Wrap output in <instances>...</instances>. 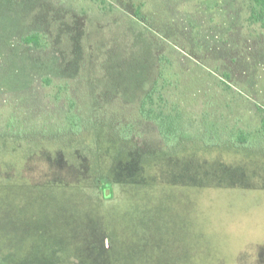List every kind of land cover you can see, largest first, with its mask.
<instances>
[{
	"label": "rangeland",
	"instance_id": "1",
	"mask_svg": "<svg viewBox=\"0 0 264 264\" xmlns=\"http://www.w3.org/2000/svg\"><path fill=\"white\" fill-rule=\"evenodd\" d=\"M250 8L0 0V264H264V28ZM148 90L178 128L167 146L139 114ZM239 129L254 144L232 147Z\"/></svg>",
	"mask_w": 264,
	"mask_h": 264
},
{
	"label": "trees",
	"instance_id": "2",
	"mask_svg": "<svg viewBox=\"0 0 264 264\" xmlns=\"http://www.w3.org/2000/svg\"><path fill=\"white\" fill-rule=\"evenodd\" d=\"M251 2V8H250V18L254 22H258L261 27L264 28V0H250ZM23 42L26 44H34L36 46H40L41 41L39 40V34L38 33H31L23 37ZM152 98L151 91H146L142 97L140 98V104H139V114L147 119L152 120L155 122L158 132L160 136L163 139V143L167 146V144H172L174 141L178 140L179 131L176 126V123L173 119L166 120L160 113H157L154 111L152 107H148V102ZM72 121V125L76 124V119L74 115L70 117ZM260 132L264 136V117L260 120ZM40 139H44L43 137L35 138L32 135H15L14 138H12V141L19 142L20 140H23L27 143H31L34 141H41ZM230 144L234 148H248L251 144H254L248 137L247 133L239 129L230 139ZM135 146V144H133ZM138 148V147H136ZM104 185H100L99 189H104Z\"/></svg>",
	"mask_w": 264,
	"mask_h": 264
}]
</instances>
